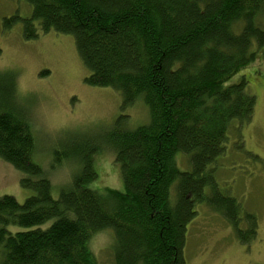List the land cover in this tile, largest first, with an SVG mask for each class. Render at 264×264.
Here are the masks:
<instances>
[{"label": "trees", "instance_id": "obj_1", "mask_svg": "<svg viewBox=\"0 0 264 264\" xmlns=\"http://www.w3.org/2000/svg\"><path fill=\"white\" fill-rule=\"evenodd\" d=\"M22 1L31 17L6 21L7 30L19 21L26 41L39 31L72 37L89 73L85 83L118 93L122 111L142 102L149 120L130 130L120 115L100 140L71 142L77 171L55 199L33 162L35 140L23 114L0 104V160L32 193L23 203L0 197V264H98L89 243L108 231L112 264H185L197 205L222 215L241 244L252 243L255 217L241 218L239 204L218 191L211 166L224 154L232 122L242 127L253 118L245 79L225 84L259 53L264 61V0ZM0 80L14 98L13 75ZM101 149L113 153L122 191L89 187ZM178 155L188 171L178 169Z\"/></svg>", "mask_w": 264, "mask_h": 264}, {"label": "rangeland", "instance_id": "obj_2", "mask_svg": "<svg viewBox=\"0 0 264 264\" xmlns=\"http://www.w3.org/2000/svg\"><path fill=\"white\" fill-rule=\"evenodd\" d=\"M31 13V8L22 0H0V77L13 75L11 83L15 87L12 98L6 93V82L0 80V104L23 114L35 140L33 162L44 170L52 186V196L57 199L59 189L77 171L71 142H81L84 138L100 140L120 115L128 117L130 130L147 124L149 118L142 102L122 111L118 93L85 83L89 73L78 57L72 37L39 31L36 39L26 41L21 22L6 29V21L14 17L30 18ZM241 78L255 97L253 118L242 127L232 122L224 154L211 169L218 191L239 204L241 218L244 213L255 217L257 236L249 245L241 244L222 215L197 205L195 218L187 227L185 264H264V61L261 53L225 86L236 84ZM54 153L60 155L59 163L55 162ZM176 164L180 171L189 170L182 155L176 156ZM93 168L97 178L89 185L92 190L99 193L105 189L123 190L119 166L110 150L98 151ZM21 178L11 165L0 160V197L10 196L18 203L30 197L32 193L20 186ZM244 227L241 221L240 229ZM111 245L109 231L92 237L89 246L98 264H112Z\"/></svg>", "mask_w": 264, "mask_h": 264}]
</instances>
